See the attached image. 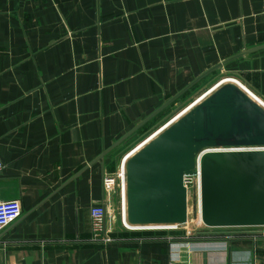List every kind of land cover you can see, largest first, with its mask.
<instances>
[{
  "label": "crops",
  "instance_id": "obj_1",
  "mask_svg": "<svg viewBox=\"0 0 264 264\" xmlns=\"http://www.w3.org/2000/svg\"><path fill=\"white\" fill-rule=\"evenodd\" d=\"M260 46L264 0H0V199L21 207L0 264H264L249 229L102 243L89 214L139 132L96 158L205 71L229 60L204 85L223 73L264 102Z\"/></svg>",
  "mask_w": 264,
  "mask_h": 264
},
{
  "label": "water",
  "instance_id": "obj_2",
  "mask_svg": "<svg viewBox=\"0 0 264 264\" xmlns=\"http://www.w3.org/2000/svg\"><path fill=\"white\" fill-rule=\"evenodd\" d=\"M227 61L195 78L95 161ZM226 147H264V106L233 83L214 90L128 156L124 163L127 226L185 224L188 193L183 179L194 173L195 157L204 150L208 151L199 156L203 225L211 229L264 226V149L213 150Z\"/></svg>",
  "mask_w": 264,
  "mask_h": 264
},
{
  "label": "built area",
  "instance_id": "obj_3",
  "mask_svg": "<svg viewBox=\"0 0 264 264\" xmlns=\"http://www.w3.org/2000/svg\"><path fill=\"white\" fill-rule=\"evenodd\" d=\"M236 83L238 85H242L246 88L238 78H235ZM241 86V87H242ZM242 87V89H244ZM247 89V88H246ZM245 90V89H244ZM248 90V89H247ZM250 91V90H248ZM251 92V91H250ZM256 101L264 106V102L260 100L256 96ZM259 99V101H258ZM173 119V118H172ZM170 119V120H172ZM143 142V141H142ZM141 142V143H142ZM139 143L134 148L129 150L123 156H121L116 170L111 174H104L102 178V187L104 193V202L100 204L93 205L90 208V222H91V231H92V238L94 241L102 242V243H109L112 241L111 232H112V224L109 225L108 222V206L109 202L114 198L117 199L118 206L116 210H118L121 224L125 229L128 230H138L137 228H130L126 226L124 222V214H125V197H124V190L126 184V175L124 170V163L128 156L134 152L137 147L141 144ZM246 149H264V147H226V148H217L213 150H246ZM208 151V150H204ZM202 151V152H204ZM199 153V154H202ZM197 155L195 157L194 163V173L192 175L184 176L183 183L186 186L187 190V212L188 206L193 207L196 210V214L200 217V166H199V157ZM3 168V163L0 159V172ZM193 195V196H192ZM21 214V207L20 203L17 200H10V201H2L0 199V231L6 228L8 225L16 221ZM178 226L175 227H150L145 229L139 230H147V231H156V232H168L178 229ZM249 230H252L253 236H260L264 237V226L262 227H249ZM172 239V237L170 238ZM186 239V238H184ZM168 264H178L176 260H171Z\"/></svg>",
  "mask_w": 264,
  "mask_h": 264
},
{
  "label": "rangeland",
  "instance_id": "obj_4",
  "mask_svg": "<svg viewBox=\"0 0 264 264\" xmlns=\"http://www.w3.org/2000/svg\"><path fill=\"white\" fill-rule=\"evenodd\" d=\"M225 77L224 79H222ZM206 77L201 79L199 82H197L194 86H192L189 90H187L184 94H182L178 99H176L174 102H172L169 106H167L164 110H162L159 114H157L155 117H153L151 120H149L146 124H144L142 127H140L133 135L138 134L135 141L131 144V146L126 149L122 154L117 156L116 166L121 158L125 153H127L129 150L134 148L136 145L141 143L142 141H145L146 138L155 131L158 127L165 124L167 121H169L171 118L175 117L179 111H182L183 109H187L191 106L193 108L197 105V103L203 101L207 96L210 95V92H214L217 88L224 85L223 83L225 81L230 80L229 82L236 83L235 79L232 78V76L225 75L223 73L216 75L214 79L209 81L207 84L204 85ZM204 85V86H203ZM242 89V87L240 86ZM247 93L251 96V93L247 91ZM212 94V93H211ZM252 97V96H251ZM254 98V97H253ZM196 103V104H194ZM191 110V109H190ZM152 135V134H151ZM116 169V168H115ZM125 194V190H124ZM108 206V222L109 225L112 228L115 227H123L121 224V218L119 215L118 210H116V207L118 206L117 199L114 198L107 204ZM126 226L127 224L124 223ZM177 225H166V226H160V227H175ZM157 227V226H155ZM178 229H175L173 231H170L173 235L178 237V239H191V238H203V237H209L208 233L211 231H230V230H248L249 228H219V229H211L205 227L200 217L196 214V210L193 209V207L188 206V218L187 222L183 225L178 226ZM133 228V227H130ZM168 233V232H164Z\"/></svg>",
  "mask_w": 264,
  "mask_h": 264
},
{
  "label": "bare ground",
  "instance_id": "obj_5",
  "mask_svg": "<svg viewBox=\"0 0 264 264\" xmlns=\"http://www.w3.org/2000/svg\"><path fill=\"white\" fill-rule=\"evenodd\" d=\"M200 155V154H199ZM184 184V183H183ZM184 187H186L185 185H184ZM199 209H200V206H199ZM200 220H201V218H200ZM202 222V221H201ZM203 224V223H202Z\"/></svg>",
  "mask_w": 264,
  "mask_h": 264
}]
</instances>
